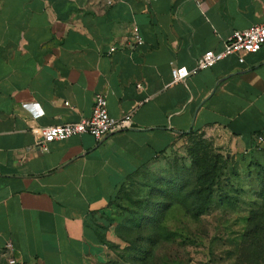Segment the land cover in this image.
<instances>
[{
    "label": "crops",
    "instance_id": "1",
    "mask_svg": "<svg viewBox=\"0 0 264 264\" xmlns=\"http://www.w3.org/2000/svg\"><path fill=\"white\" fill-rule=\"evenodd\" d=\"M107 1L0 0V264L8 242L15 264H101L121 185L179 137L205 133L235 155L264 139V45L171 77L263 22L262 0ZM133 26L143 42L130 48ZM97 92L110 116L131 111L129 129L35 147L32 127L90 117Z\"/></svg>",
    "mask_w": 264,
    "mask_h": 264
},
{
    "label": "rangeland",
    "instance_id": "2",
    "mask_svg": "<svg viewBox=\"0 0 264 264\" xmlns=\"http://www.w3.org/2000/svg\"><path fill=\"white\" fill-rule=\"evenodd\" d=\"M263 188L264 145L235 155L205 133L179 137L121 185L101 264H264Z\"/></svg>",
    "mask_w": 264,
    "mask_h": 264
},
{
    "label": "built area",
    "instance_id": "3",
    "mask_svg": "<svg viewBox=\"0 0 264 264\" xmlns=\"http://www.w3.org/2000/svg\"><path fill=\"white\" fill-rule=\"evenodd\" d=\"M263 4H264V0ZM197 6H200L202 0H195ZM107 3H111L108 0ZM130 36V45L132 48L142 44V38L138 33L136 26L132 27ZM264 45V20L261 23L253 24L245 29L234 30L224 41L220 51L207 50L203 52L196 61L193 69H187L185 66H173L171 68L172 82L183 81L190 74L213 66L216 62L227 57L228 55H236L240 62L243 61V56L249 53H254ZM115 47H110L112 52ZM140 85L138 84L137 87ZM92 113L90 117L81 119L76 122H65L60 124H52L47 126H35L31 131L38 136L35 147H43L45 144L64 140L73 135L89 134L96 140L104 138L106 135L121 132L129 129L132 125L131 111L123 114L120 117H113L108 114L106 96L103 92H97L92 97ZM68 104V103H66ZM27 108H32L36 116L41 115L42 111L38 108L37 103H25ZM264 142L263 137H257V144L261 145ZM10 242L5 244L2 255H5L9 264H15L16 261L10 258L8 251L12 250Z\"/></svg>",
    "mask_w": 264,
    "mask_h": 264
},
{
    "label": "trees",
    "instance_id": "4",
    "mask_svg": "<svg viewBox=\"0 0 264 264\" xmlns=\"http://www.w3.org/2000/svg\"><path fill=\"white\" fill-rule=\"evenodd\" d=\"M187 134H191L190 132ZM258 144L256 143L253 147L257 146ZM248 152H245V154H247ZM263 216L264 217V188L262 189L261 193H260V208L257 212V215ZM258 215V216H259ZM264 244V243H263Z\"/></svg>",
    "mask_w": 264,
    "mask_h": 264
}]
</instances>
